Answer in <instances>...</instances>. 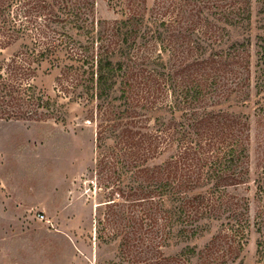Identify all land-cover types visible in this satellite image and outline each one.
I'll list each match as a JSON object with an SVG mask.
<instances>
[{"label": "trees", "instance_id": "16d2710c", "mask_svg": "<svg viewBox=\"0 0 264 264\" xmlns=\"http://www.w3.org/2000/svg\"><path fill=\"white\" fill-rule=\"evenodd\" d=\"M85 1L0 0V50L22 41L0 61V120L58 117V101L33 80L43 59L67 43L53 23L85 30L86 40L67 48L71 59L82 63L65 66L64 73L75 76V87L83 86L95 106L99 148L119 152L112 160L121 157L127 168L139 167L138 185L120 190L129 227L121 248L133 257L137 246L144 253L154 248L157 255L147 264H186L182 254L165 256L161 249L174 225H191L179 233H202L198 222L232 204L226 188L249 174V124L220 107L249 86V53L239 42L222 48L215 40L217 29L211 31L215 24L209 23L249 24V1L241 0L237 8L240 0H157L165 6L160 17L146 20L131 10L112 23L98 20L96 38L94 21L85 18ZM233 64L243 68L244 77ZM238 73L241 82L234 79ZM109 135H115L114 145L105 147ZM173 147L164 161L148 164ZM135 209L141 215L135 216ZM242 214L230 212L226 225L204 246L200 264H216L237 251L236 238L247 227ZM258 251L264 255L260 242Z\"/></svg>", "mask_w": 264, "mask_h": 264}, {"label": "rangeland", "instance_id": "374dc122", "mask_svg": "<svg viewBox=\"0 0 264 264\" xmlns=\"http://www.w3.org/2000/svg\"><path fill=\"white\" fill-rule=\"evenodd\" d=\"M74 1L68 0L70 5ZM87 1L85 18L94 21L95 38L98 20L112 23L131 10L151 20L165 10L157 0ZM248 1L249 24L245 21L235 27L214 19L209 23L215 24L211 31L217 29L215 40L222 48L239 42L249 53V86L220 106L249 124V174L240 184L226 188L232 204L223 205L214 218L198 222L202 233H179L191 225H174L161 249L165 256L182 254L186 264L202 262L204 246L226 225L233 209L243 213L246 231L236 238L237 251L216 264H264V255L258 251L259 242L264 247V0ZM241 6V0L235 3V7ZM66 11H60L61 18L66 19ZM52 26L67 43L43 59L33 83L45 96L58 101V117L0 120V264H147L157 255L154 248L144 253L137 246L134 257L121 248L129 227H125L127 206L120 190L138 185L139 167L127 168L121 157L112 160L119 152L99 148L95 106L88 102L83 86L75 87V76L64 73L65 66L82 63L71 59L67 48L84 42L85 30L72 29L65 22ZM21 44L19 40L1 49L0 61ZM233 67L245 76L242 67ZM234 79L241 82L240 73ZM64 87L67 89L62 91ZM114 136L104 140L105 147L114 145ZM174 152L173 147L148 164L161 163ZM136 215H141L137 209Z\"/></svg>", "mask_w": 264, "mask_h": 264}]
</instances>
